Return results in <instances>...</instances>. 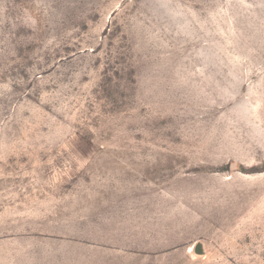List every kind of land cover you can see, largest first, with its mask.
Returning a JSON list of instances; mask_svg holds the SVG:
<instances>
[{
    "label": "rangeland",
    "instance_id": "374dc122",
    "mask_svg": "<svg viewBox=\"0 0 264 264\" xmlns=\"http://www.w3.org/2000/svg\"><path fill=\"white\" fill-rule=\"evenodd\" d=\"M0 264H264V0H0Z\"/></svg>",
    "mask_w": 264,
    "mask_h": 264
}]
</instances>
